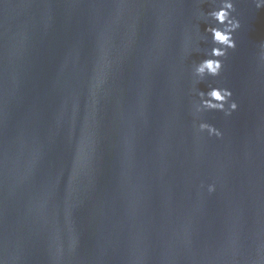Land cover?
Listing matches in <instances>:
<instances>
[{
	"label": "water",
	"instance_id": "1",
	"mask_svg": "<svg viewBox=\"0 0 264 264\" xmlns=\"http://www.w3.org/2000/svg\"><path fill=\"white\" fill-rule=\"evenodd\" d=\"M217 3L0 0V264H264V7L196 81Z\"/></svg>",
	"mask_w": 264,
	"mask_h": 264
},
{
	"label": "clouds",
	"instance_id": "2",
	"mask_svg": "<svg viewBox=\"0 0 264 264\" xmlns=\"http://www.w3.org/2000/svg\"><path fill=\"white\" fill-rule=\"evenodd\" d=\"M257 9L264 7V0H253ZM234 0H218V3L206 16L214 21L206 26L205 31L210 33L211 48L206 50L205 58L195 63L192 67V73L196 81H202L206 77H216L220 74L223 67V57L227 55L228 50L236 47L234 39L235 31L240 27V21L235 15ZM264 48V41L260 43ZM197 96L199 102L195 105V112L217 110L230 115L237 109L235 100L231 99L232 92L226 87L209 86L207 90H198ZM198 130L206 131L209 136L220 137L221 131L206 121L201 120L198 124ZM209 193L215 190V185L207 186Z\"/></svg>",
	"mask_w": 264,
	"mask_h": 264
}]
</instances>
